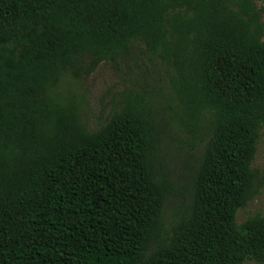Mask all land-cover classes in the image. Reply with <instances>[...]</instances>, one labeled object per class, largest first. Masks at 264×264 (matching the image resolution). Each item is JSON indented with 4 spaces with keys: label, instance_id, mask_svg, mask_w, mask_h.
<instances>
[{
    "label": "trees",
    "instance_id": "1",
    "mask_svg": "<svg viewBox=\"0 0 264 264\" xmlns=\"http://www.w3.org/2000/svg\"><path fill=\"white\" fill-rule=\"evenodd\" d=\"M263 12L258 0H0V264L264 263V216L237 221L261 185ZM138 49L174 96L159 88L163 108L128 89L90 130L62 88ZM170 140L194 161L187 194L164 169ZM170 198L183 203L171 221Z\"/></svg>",
    "mask_w": 264,
    "mask_h": 264
},
{
    "label": "rangeland",
    "instance_id": "2",
    "mask_svg": "<svg viewBox=\"0 0 264 264\" xmlns=\"http://www.w3.org/2000/svg\"><path fill=\"white\" fill-rule=\"evenodd\" d=\"M259 7H264V0H258ZM264 20V12L262 13ZM165 66L159 61L147 59L139 49L134 52L133 58L118 60L116 62H103L88 77L70 80L62 89L67 93L74 95L80 102L83 120L90 130H97L101 124L106 121L108 114L111 112L116 103L121 101L126 95L128 89H139L141 86L148 88L151 92L157 93L158 103L161 102L164 108L167 104L168 96L165 98L158 91L164 87L163 93H169L174 96L173 91L167 87V74ZM169 86V84H168ZM165 99V100H164ZM169 112V110H166ZM174 133L183 136L186 133L173 127ZM164 149L165 172L169 179L180 189L184 188V193H188L191 185L190 173L194 161L192 157H187L177 149V145L171 140ZM190 153H195L191 148L185 147ZM253 167L258 170V183H260L259 193L244 208L239 209L237 221L239 224L246 221L249 217L259 213L264 216V130L258 143V151L255 156ZM183 203L180 199H168L165 210L168 220L174 216ZM245 264H264L255 261H248Z\"/></svg>",
    "mask_w": 264,
    "mask_h": 264
}]
</instances>
